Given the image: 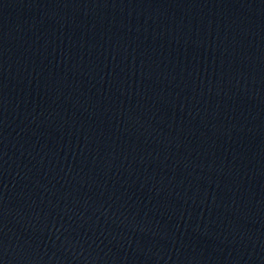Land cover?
Here are the masks:
<instances>
[{
	"label": "water",
	"instance_id": "95a60500",
	"mask_svg": "<svg viewBox=\"0 0 264 264\" xmlns=\"http://www.w3.org/2000/svg\"><path fill=\"white\" fill-rule=\"evenodd\" d=\"M0 264H264V0H0Z\"/></svg>",
	"mask_w": 264,
	"mask_h": 264
}]
</instances>
